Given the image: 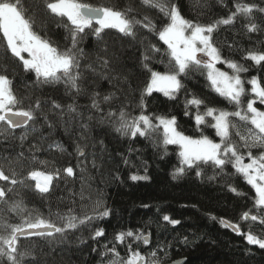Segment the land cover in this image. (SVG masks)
Returning <instances> with one entry per match:
<instances>
[{"label": "trees", "instance_id": "1", "mask_svg": "<svg viewBox=\"0 0 264 264\" xmlns=\"http://www.w3.org/2000/svg\"><path fill=\"white\" fill-rule=\"evenodd\" d=\"M77 2L125 12L132 9L128 13L130 17L144 21L147 16L156 31L137 25L133 38L115 29H105L98 39L91 29H86L77 46L82 50L78 56L79 92L63 80L54 84L38 83L35 73L25 71L22 62L7 50L0 32V74L12 81V90L22 100L23 108L40 103L36 119L30 122L32 130L25 139H20L24 129L0 135V167L9 176L10 169L15 170L17 179H24L33 170L45 174L59 170V177L54 176L48 193L36 190L34 180L25 179L23 185L17 184L7 194L8 204L0 202V225H21L29 213L33 218L40 216L60 225L61 217L91 214L97 199L111 210L108 217L68 232L63 240L49 243L36 235L18 239V252L31 253L24 257L22 264H111L113 260L123 264L134 252L145 258V264H170L179 260H184L183 264H264V249L249 244L245 235L220 222L237 224L240 233L251 230L264 238V224L242 219L246 212L264 218V209L255 207V190L231 164H226L223 172L211 163L187 168L181 163L178 147L167 145L165 149L162 127H153L146 136L135 138L116 130L121 112L129 120L148 116L154 126L159 125L158 117H175L176 129L184 136L194 140L207 137L214 143H223L216 129L209 126L214 123L211 117H205V124H196L197 109L187 101L193 97L203 100L201 113L206 107L232 112L235 106L212 89L207 70L202 67L179 77L182 87L174 94L175 98L157 92L145 94L144 89L151 80L145 64L161 74L173 70L168 47L156 34L168 23L167 18L158 9L145 7L141 0ZM163 2L177 5L186 19L202 25L228 18L236 11L237 4L255 5L251 16L238 13L233 23L220 25L212 33V41L224 60L247 69L239 73L245 88L241 105L254 99V107L264 111V104L251 92L248 83L256 78L264 86V62L257 65L246 59L250 52L264 53V12L259 11L264 9V0ZM23 4L34 21L33 31L60 52L72 47L69 28L65 27L70 23L66 17L51 15L45 8V0H23ZM250 23L257 26L256 31H248ZM153 45L160 51H152ZM145 55L148 60L144 59ZM217 68L232 73L226 63H219ZM106 96L111 99L105 100ZM94 100L98 107L92 106ZM53 102L61 108H53ZM230 119L235 124L230 128L231 141L243 153L244 163H250L249 151L258 157L264 148L242 147L244 142L236 132L247 136L253 126L236 117ZM79 149L84 151V156L79 155ZM67 167L73 168L74 176H67L64 171ZM180 167H185V173L174 178V172ZM132 175L148 179L133 181ZM0 186L7 188L9 184L0 181ZM233 187L239 195L231 191ZM82 191L84 199H81ZM16 201L22 202L25 211L9 210L8 205ZM166 215L180 223H168L163 219ZM97 228H102L105 235L93 239ZM127 231L142 233L148 236L149 242L132 238H126L124 243L115 240L118 233ZM7 234L0 228V235ZM113 248L119 257L113 254ZM0 264L8 262L0 258Z\"/></svg>", "mask_w": 264, "mask_h": 264}, {"label": "snow or ice", "instance_id": "2", "mask_svg": "<svg viewBox=\"0 0 264 264\" xmlns=\"http://www.w3.org/2000/svg\"><path fill=\"white\" fill-rule=\"evenodd\" d=\"M145 7L158 9L167 18L168 23L156 34L159 39L167 45L169 55L172 58L173 70L167 74L152 71L145 64V68L151 74L150 83L144 89V93L151 95L153 91H161L169 98H175V93L179 92L182 87L179 77L187 75L189 71L198 70L201 67L207 70V79L210 81L212 89L221 97H224L232 103L236 110L232 112L218 110L215 108L206 107L205 111H199L200 106L204 103L203 100L193 97L188 104L196 107L197 113L195 121L197 125L205 124V117H212L214 123L209 126L216 129V134L221 137L223 143H214L207 137L201 139H192L184 136L176 129V119L158 117L159 125L154 126L148 116L140 115L137 118L129 120L124 112L119 115L120 126L116 129L122 135L132 138L146 136L153 127H163V145L178 144L181 147L179 156L181 157L182 165L187 168L198 166V164L211 163L214 167L219 168L223 172L226 164H231L236 170V173L242 175L246 182L255 190L256 200L255 207L264 209V153L258 157H253L251 152L248 153L250 163H244V155L239 152L235 143L231 141L230 128L235 127V124L230 119L236 117L240 121L251 124L253 128L248 130V135H241L238 131L236 135L244 142L242 147L264 148V111L254 107L256 101L249 100L245 106L241 105V97L245 93L244 81H242L239 73L247 71L243 66L238 65L234 61L224 60L219 49L213 44L212 33L220 25H228L233 23L238 13H243L245 16H251L255 5H236V11L228 18L218 20L212 24L202 25L186 19L180 12V9L175 4L164 3L163 0H141ZM46 10L53 16L58 18H67L70 22L65 25L69 28V35L72 47L64 52L58 51L47 40L39 36L33 31V19L27 15V10L24 7L23 0H0V32L6 41V48L11 55L18 58L22 62L25 71L35 73L37 82L41 84H54L63 80L71 88L77 92L80 91L78 81L81 79V74L78 71L79 61L78 56L82 54V50L78 49V43L83 39V34L86 29H91L98 39L101 38V33L105 29L114 28L121 34L128 37H135V29L137 25L147 28L149 31H156L151 20L145 16L144 21L137 20L135 17H130L128 13L132 9L118 11L108 7H93L86 3H79L77 0H45ZM264 12V9H259ZM93 23L98 27L93 28ZM257 30V26L253 23L248 25V31ZM151 50L159 52L160 49L154 45ZM23 53H27L30 57L26 59ZM198 53H203L209 57L208 61H202L197 58ZM145 60L149 57L145 55ZM246 59L253 61L259 65L264 62V53L250 52ZM217 63H226L228 68L232 69L233 75L227 72L220 71L215 67ZM105 66L107 61H104ZM248 83L251 85V92L264 104V86L256 78H252ZM105 100L111 97H104ZM93 107H98V104L93 102ZM141 100V107H143ZM52 107L60 109L61 105L53 102ZM40 109V103L37 101L34 105H30L27 109L22 107V100L18 99L12 90V81L3 74H0V135L7 136L15 129H24V135L20 137L25 139L30 128V122L36 119V112ZM69 110L75 112V108L69 106ZM115 115V113H110ZM51 126V125H49ZM60 148L59 145H56ZM62 151L63 149L60 148ZM79 155L84 156L85 153L79 149ZM22 156V154H21ZM125 163H128L125 160ZM95 166V163H93ZM185 167L178 168L173 176L176 178L185 173ZM11 176L5 174L3 167H0V181L8 182L9 186L5 188L0 186V202L8 204L6 199L9 192L14 191L17 184L23 185L25 179L36 181L34 188L41 194L48 193L55 177H59V170L54 174H45L42 171H31L24 179H17L15 170L10 169ZM67 176H74L72 167L64 169ZM197 172V175H200ZM131 180H147V176L132 175ZM231 191L237 192L236 188H231ZM239 195L240 193L237 192ZM81 199H84V193L81 192ZM22 202H12L9 206L10 211L20 212L25 211L22 208ZM111 214L103 201L97 199L94 201L91 214L85 212L83 216L67 215L61 217L60 225L46 220L40 216L25 218L21 225L2 224L8 234L0 235V258L7 260L8 264H22L25 256L30 255L28 251L18 252V238L20 236L28 237L36 235L46 238L49 243L55 242L57 239L63 240L68 232H75L82 227L90 225L97 219H103ZM163 219L172 225L180 223L179 220H174L169 216H164ZM212 219H216L212 217ZM244 220L257 221L264 224V218L258 215L244 213ZM224 227H230L233 231L245 235L249 244L257 245L264 249V238L254 234L251 230L247 233H240L239 225L232 224L226 221H220ZM105 235L102 228H97L94 231L93 239L103 237ZM126 238L134 240H143L148 243V236L133 233L132 231L120 232L115 236V240L124 243ZM130 248V245H129ZM113 254L119 257V253L115 252V248L111 249ZM156 253L153 252L152 256ZM111 264H117V261H111ZM123 264H145V258L139 252L132 253Z\"/></svg>", "mask_w": 264, "mask_h": 264}, {"label": "rangeland", "instance_id": "3", "mask_svg": "<svg viewBox=\"0 0 264 264\" xmlns=\"http://www.w3.org/2000/svg\"><path fill=\"white\" fill-rule=\"evenodd\" d=\"M93 26H95V27H98V25H96L95 23H93ZM111 29H114V28H111ZM116 30V29H115ZM118 31V30H117ZM23 55H24V57L26 58V59H29L30 57L28 56V54L27 53H23ZM197 58L198 59H200V60H202V61H208L209 60V57H207V56H205L203 53H198L197 54ZM219 63H217L216 65H215V67L217 68V65H218ZM227 68H228V66H227ZM218 69V68H217ZM229 70H231V72H232V69H230V68H228ZM221 71V70H220ZM233 73V72H232ZM229 74V75H233V74ZM153 92H157V93H161V94H164L163 92H161V91H153ZM152 92V93H153ZM212 118V117H211ZM162 127V126H161ZM162 129H163V127H162ZM220 137V136H219ZM221 138V137H220ZM171 146H176V147H178L179 149H180V151H181V147H180V145H178V144H170ZM183 166H185V167H187L186 165H183ZM35 183H36V181H35Z\"/></svg>", "mask_w": 264, "mask_h": 264}, {"label": "water", "instance_id": "4", "mask_svg": "<svg viewBox=\"0 0 264 264\" xmlns=\"http://www.w3.org/2000/svg\"><path fill=\"white\" fill-rule=\"evenodd\" d=\"M30 236H35V235H30ZM20 238H25V237L24 236H20L18 239H20ZM148 242H149V240H148ZM183 263H184V260H179V261H175V262L170 263V264H183Z\"/></svg>", "mask_w": 264, "mask_h": 264}, {"label": "bare ground", "instance_id": "5", "mask_svg": "<svg viewBox=\"0 0 264 264\" xmlns=\"http://www.w3.org/2000/svg\"><path fill=\"white\" fill-rule=\"evenodd\" d=\"M222 142V141H221Z\"/></svg>", "mask_w": 264, "mask_h": 264}]
</instances>
